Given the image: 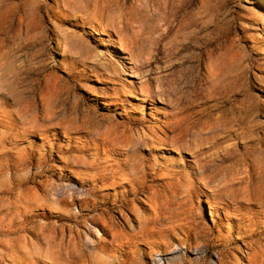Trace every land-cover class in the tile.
<instances>
[{
    "label": "rangeland",
    "instance_id": "obj_1",
    "mask_svg": "<svg viewBox=\"0 0 264 264\" xmlns=\"http://www.w3.org/2000/svg\"><path fill=\"white\" fill-rule=\"evenodd\" d=\"M0 264H264L263 3L0 0Z\"/></svg>",
    "mask_w": 264,
    "mask_h": 264
},
{
    "label": "bare ground",
    "instance_id": "obj_2",
    "mask_svg": "<svg viewBox=\"0 0 264 264\" xmlns=\"http://www.w3.org/2000/svg\"><path fill=\"white\" fill-rule=\"evenodd\" d=\"M250 1H252V4L254 6L259 4V3H261V4L263 3V9H264V1L263 2L261 0H250ZM126 74L133 75L132 73H128V72H126Z\"/></svg>",
    "mask_w": 264,
    "mask_h": 264
}]
</instances>
